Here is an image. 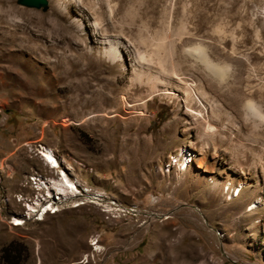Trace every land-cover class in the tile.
<instances>
[{"label": "rangeland", "instance_id": "rangeland-1", "mask_svg": "<svg viewBox=\"0 0 264 264\" xmlns=\"http://www.w3.org/2000/svg\"><path fill=\"white\" fill-rule=\"evenodd\" d=\"M247 100L264 114V0H0V264H264ZM36 143L102 198L9 228L19 181L58 177Z\"/></svg>", "mask_w": 264, "mask_h": 264}, {"label": "bare ground", "instance_id": "bare-ground-1", "mask_svg": "<svg viewBox=\"0 0 264 264\" xmlns=\"http://www.w3.org/2000/svg\"><path fill=\"white\" fill-rule=\"evenodd\" d=\"M204 48L205 47H202L201 45H197L194 47L193 53L194 54L196 53V56L200 58V60L203 62V64L206 67H208L210 70H213L214 72V73L212 72L213 74L215 73L219 74V72H221L224 69V66L222 67L221 64L218 65V64H214V62H211L210 59H208ZM105 53L107 58L113 63L120 59L119 51L115 46L110 45L109 48L105 50ZM188 91L189 90H187L186 92ZM186 92L185 94H187ZM244 108L246 112L252 114L253 119L257 120L258 122H264V114L261 112L260 108L257 106L255 102H253L252 100H247L245 102ZM40 146L42 149H44V151L40 152L39 160L41 158L42 161L45 163V165L57 171L58 177L57 178L46 177V181L49 182V185L48 183L40 184V181L31 182L29 187L33 190V196H29V195L27 196V197H31L29 202L26 203L27 209L25 210V212L17 214V216L14 218L15 225H22L27 221L41 220L46 213L56 212L59 206L62 205L63 202L77 199L78 195L84 197H92V198L99 196L98 193L96 194L95 192H90L85 188L83 189L86 192L82 195L79 194V191L76 188V182L73 181L74 179L71 180L70 177L67 175L66 169L62 168V163L65 162H62V160L60 161L59 157L55 155L53 149H51L50 147H46L44 145H40ZM180 155L182 158L181 160L182 166L185 167L186 165L189 164V161H191V157H189L190 153L183 154V152H181ZM51 184L57 185V191L56 188H49ZM241 189L242 187H238L236 190L234 187L232 191L236 190L237 192L236 195H238ZM72 196H76V197H72Z\"/></svg>", "mask_w": 264, "mask_h": 264}, {"label": "built area", "instance_id": "built-area-1", "mask_svg": "<svg viewBox=\"0 0 264 264\" xmlns=\"http://www.w3.org/2000/svg\"><path fill=\"white\" fill-rule=\"evenodd\" d=\"M40 145H43V144H40V143H36V148H35V152L34 154L36 155V157L39 159V154L41 151H44V149L41 148ZM45 146V145H44ZM9 166V165H8ZM7 166V164L5 165V163L2 164V162H0V181H1V173H5L6 172V175H8L9 177L12 176L13 172L12 170H10V168ZM9 170V171H8ZM71 179V178H70ZM73 180V179H71ZM32 181H40V184L41 183H48L49 185V182L46 181V176L42 173H37V172H32L31 174H29L26 178H23L22 180L19 181V186H20V189L17 190L16 193L13 194V197H14V201L16 204H18V211H10V212H7V217H8V227L9 228H14V218L17 216V214L20 212V204L25 202L26 199H27V196H28V186L31 184ZM74 181V180H73ZM49 188H56V191H57V185H50ZM76 188L77 190L79 191V194H84L86 191H84L83 188L89 190L90 192H93L90 190V188H86V187H80L78 186V184L76 183ZM88 191V192H89ZM0 208H5L6 205L8 204V198L7 196L5 195L4 191H3V187L0 183ZM80 196V195H78ZM72 197H76V196H72ZM71 197V198H72ZM95 197V196H94ZM99 196L93 198L94 200H98ZM100 198H102L100 196ZM100 201V200H98Z\"/></svg>", "mask_w": 264, "mask_h": 264}, {"label": "water", "instance_id": "water-1", "mask_svg": "<svg viewBox=\"0 0 264 264\" xmlns=\"http://www.w3.org/2000/svg\"><path fill=\"white\" fill-rule=\"evenodd\" d=\"M16 3L21 6L38 9L45 7L47 0H16Z\"/></svg>", "mask_w": 264, "mask_h": 264}]
</instances>
